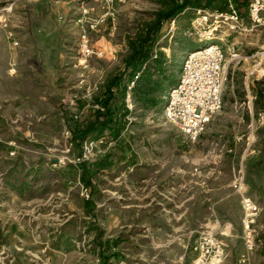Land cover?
<instances>
[{
  "label": "rangeland",
  "instance_id": "obj_1",
  "mask_svg": "<svg viewBox=\"0 0 264 264\" xmlns=\"http://www.w3.org/2000/svg\"><path fill=\"white\" fill-rule=\"evenodd\" d=\"M169 1L113 0L112 19L89 31L105 57L81 64L78 37L104 2L0 0V264H189L190 245L205 230L226 242L224 264H239L242 210L230 188L238 171L260 209L248 251L264 264V75L252 56L264 45V25L220 42L226 61L233 47L247 57L229 62L222 107L198 140L164 118L163 97L186 53L206 44L189 34L194 8H223L225 0L189 5L174 26L162 23L157 57L133 88L117 139L78 147L64 134V104L93 102V86L101 91L122 70L130 39ZM243 17L249 24L246 9ZM44 44L58 55L46 72L29 57ZM85 161L89 185L81 180Z\"/></svg>",
  "mask_w": 264,
  "mask_h": 264
},
{
  "label": "built area",
  "instance_id": "obj_2",
  "mask_svg": "<svg viewBox=\"0 0 264 264\" xmlns=\"http://www.w3.org/2000/svg\"><path fill=\"white\" fill-rule=\"evenodd\" d=\"M83 1V0H80ZM105 10L88 20L87 30H83L78 37V53L80 63L88 58H104L105 49L96 45L89 31H99L109 18L112 19L113 0H101ZM244 1V5L240 2ZM246 9L249 24L244 23L243 12ZM88 14V9H82ZM175 19L170 21L174 26ZM248 23V22H247ZM264 25V0H225L223 8H194L190 20L189 34L206 44L190 50L182 58V66L177 79L171 83L164 94L163 115L183 136L196 141L210 122L213 115L223 104V90L228 78V65L220 42L225 36L237 34L246 36L254 28ZM11 34V33H10ZM100 37H104L101 35ZM13 44H17L16 41ZM243 50L232 48L230 61H240L247 57ZM255 56V71L264 75L263 59L264 45L252 53ZM157 57L156 51L143 64L140 71L130 78L125 91L124 104L128 110L133 107V88L141 76L142 70L148 62ZM98 84L93 86L99 90ZM98 92V93H99ZM96 108L103 109L99 105ZM64 134L69 131L65 129ZM80 160V157H77ZM232 191L239 195L242 218L241 230L244 246L252 250L255 246V220L259 213V205L247 194L245 177L238 171L230 183ZM189 250L192 253L189 264H224L226 258V242L219 238L212 230H205L194 241Z\"/></svg>",
  "mask_w": 264,
  "mask_h": 264
},
{
  "label": "trees",
  "instance_id": "obj_3",
  "mask_svg": "<svg viewBox=\"0 0 264 264\" xmlns=\"http://www.w3.org/2000/svg\"><path fill=\"white\" fill-rule=\"evenodd\" d=\"M172 6L156 13L155 19L145 23L140 33L129 41L130 52L123 61V68L109 77L107 83L95 96L93 102L84 97L73 99L72 105L64 104L62 117L70 133V143L81 147L91 139L97 140L109 136L117 139L126 128L129 110L124 104L126 86L132 75L139 71L147 62L152 48L160 38L161 25L164 21H171L189 5L208 6L211 0H170ZM146 67L141 75L145 73ZM99 105L103 109L96 108ZM83 184H90V165L80 163Z\"/></svg>",
  "mask_w": 264,
  "mask_h": 264
},
{
  "label": "crops",
  "instance_id": "obj_4",
  "mask_svg": "<svg viewBox=\"0 0 264 264\" xmlns=\"http://www.w3.org/2000/svg\"><path fill=\"white\" fill-rule=\"evenodd\" d=\"M74 27H76L77 31H80L82 28V25L78 23L77 21L74 22ZM78 33V32H77ZM45 45V44H44ZM47 49V50H46ZM195 49V48H194ZM193 50V49H191ZM54 50L49 49L46 45L44 46L43 49H38V53L35 51V48L32 49V47L29 49V57L33 61V63H37L38 65H42L41 69L46 72V71H51L53 68V62L57 58V54L53 53ZM10 53H13V50L10 51ZM54 54V55H53ZM253 198V197H252ZM255 200V199H254ZM219 208H226V204H221L219 205ZM241 213H239V216ZM238 219L236 216L234 220ZM232 246H228V252L232 253L234 250L233 241H230ZM236 253L239 256V259L237 260L239 264H253L254 263V258L252 256V252L248 251L244 245L240 242L239 245L236 246ZM229 261V260H227Z\"/></svg>",
  "mask_w": 264,
  "mask_h": 264
},
{
  "label": "bare ground",
  "instance_id": "obj_5",
  "mask_svg": "<svg viewBox=\"0 0 264 264\" xmlns=\"http://www.w3.org/2000/svg\"><path fill=\"white\" fill-rule=\"evenodd\" d=\"M225 61H226V56H225ZM229 61H230V58H229V60H228V61H226V63L228 64V63H229Z\"/></svg>",
  "mask_w": 264,
  "mask_h": 264
}]
</instances>
